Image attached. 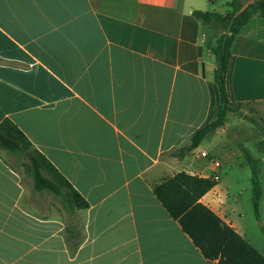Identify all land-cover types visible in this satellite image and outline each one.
I'll return each mask as SVG.
<instances>
[{"label":"crops","instance_id":"1","mask_svg":"<svg viewBox=\"0 0 264 264\" xmlns=\"http://www.w3.org/2000/svg\"><path fill=\"white\" fill-rule=\"evenodd\" d=\"M231 2L0 0V124L11 120L88 203L65 208L0 152V264H216L154 195L180 172L219 174L202 204L264 255L245 238L227 183L250 169L238 142L258 140L243 117L264 121V18L253 16L230 50L226 93L243 117L228 112L196 149L172 154L219 105V34L193 12L225 14Z\"/></svg>","mask_w":264,"mask_h":264},{"label":"trees","instance_id":"2","mask_svg":"<svg viewBox=\"0 0 264 264\" xmlns=\"http://www.w3.org/2000/svg\"><path fill=\"white\" fill-rule=\"evenodd\" d=\"M255 15L264 18V0H232L230 10L225 14L198 10L193 12L196 19L207 24L220 25L222 28L212 48L216 62L214 78L219 93V105L215 119L196 130L188 145L172 153L175 157L183 158L199 146L207 133L223 127L228 112L243 116L241 105L228 99L225 79L232 44L241 29ZM247 119L264 133V121L255 117ZM238 145L250 165L252 205L258 219L261 198L259 161L241 143ZM0 147L10 152H26L35 189L46 190L57 196H61L62 189L65 191L63 196L66 204L77 209L88 208V203L41 153L33 149L27 137L9 119H4L0 124ZM217 184L212 178L180 172L156 186L154 195L207 260L216 264H264V255L202 204V197Z\"/></svg>","mask_w":264,"mask_h":264},{"label":"rangeland","instance_id":"3","mask_svg":"<svg viewBox=\"0 0 264 264\" xmlns=\"http://www.w3.org/2000/svg\"><path fill=\"white\" fill-rule=\"evenodd\" d=\"M216 27L217 35L220 34L221 26L214 24ZM243 117V116H242ZM248 125L253 128V130L258 133V140L260 137H264V133H261L248 119ZM258 140L253 141L252 139L245 140L241 142L243 147H245L252 157L255 159H260L262 155L259 153V149L264 150V144L260 147H257ZM240 143V142H238ZM238 145V144H237ZM241 148V147H240ZM242 150V149H241ZM0 152L5 155L7 160L16 168V170L23 176V180L30 185V187L34 188V182L32 178V173L29 169V160L27 158L26 152L19 150L16 152H10L6 149L0 147ZM46 176L45 174H43ZM233 176L239 178L237 182L231 184V180H228V185L231 187L230 192V201L232 202L234 198L239 201V207L241 210V214L244 216V224L246 227V239L250 240L255 246L264 252V163L260 166L259 173V182L261 188V198L259 201L260 209H259V218L257 219L253 210L252 198H253V187L251 184V170L248 168L245 170H237L235 169L233 172ZM61 191V197H63V203L65 208H68L69 205L65 203L64 199V190ZM51 193V192H49ZM53 194V193H51ZM54 195V194H53Z\"/></svg>","mask_w":264,"mask_h":264},{"label":"built area","instance_id":"4","mask_svg":"<svg viewBox=\"0 0 264 264\" xmlns=\"http://www.w3.org/2000/svg\"><path fill=\"white\" fill-rule=\"evenodd\" d=\"M200 156L201 157H204V158H208V154L205 153V152H202L200 153ZM209 160L213 163V165L216 167V168H219L220 167V162L214 158H209ZM214 181H216L218 183L219 181V174H214L212 175L211 177ZM218 193L216 192H212V194L210 195V201H218ZM208 204L210 205V202L208 201ZM218 207H219V211L221 209V204L218 202ZM218 211V210H217Z\"/></svg>","mask_w":264,"mask_h":264},{"label":"water","instance_id":"5","mask_svg":"<svg viewBox=\"0 0 264 264\" xmlns=\"http://www.w3.org/2000/svg\"><path fill=\"white\" fill-rule=\"evenodd\" d=\"M243 118H244V119H247V116H244Z\"/></svg>","mask_w":264,"mask_h":264}]
</instances>
